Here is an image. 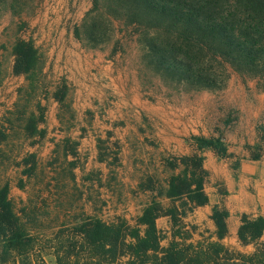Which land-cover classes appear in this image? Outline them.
<instances>
[{
    "label": "rangeland",
    "instance_id": "obj_1",
    "mask_svg": "<svg viewBox=\"0 0 264 264\" xmlns=\"http://www.w3.org/2000/svg\"><path fill=\"white\" fill-rule=\"evenodd\" d=\"M13 2L0 4V186L8 184L25 229L45 237L88 216L132 225L151 191H163L183 168L180 159L198 154L206 193L216 190L218 203L187 211L183 220L211 231L213 208L227 212L225 186L214 179L226 182L227 172L236 180L242 162H264V81L230 70L219 88H188L147 66L116 18L96 44H82L75 31L92 0H19L26 3L19 14ZM17 39L40 55L34 89L13 73ZM194 136L219 140L225 154L199 151ZM158 145L163 156L146 153ZM156 225L166 245L170 218ZM37 251L23 263L40 264ZM43 259L55 263L52 254ZM12 260L0 242V264Z\"/></svg>",
    "mask_w": 264,
    "mask_h": 264
},
{
    "label": "trees",
    "instance_id": "obj_2",
    "mask_svg": "<svg viewBox=\"0 0 264 264\" xmlns=\"http://www.w3.org/2000/svg\"><path fill=\"white\" fill-rule=\"evenodd\" d=\"M13 1L12 12L19 14L26 3ZM111 17L125 32L130 29L147 66L188 88H219L230 70L264 81V0H92V8L76 28L77 39L96 44L112 29ZM12 55L13 73L25 76L34 89L41 72L37 49L32 42L17 39ZM55 98L63 100L62 95ZM192 140L199 151L210 148L225 154L219 140L201 136ZM180 163L183 168L169 176L163 191L149 197L132 225L120 218L105 222L88 216L62 224L45 237L25 229L5 182L0 186L1 251L11 256L13 264H24L36 253V245L40 264H46L47 254L53 255L54 264H264L260 241L264 217H240L238 241L254 247L247 254L222 243L227 235L224 209L213 208V231L199 233L196 225L184 222L187 211L208 203L207 173L201 155L184 156ZM163 216L171 222L166 245H162L166 236L156 226Z\"/></svg>",
    "mask_w": 264,
    "mask_h": 264
},
{
    "label": "crops",
    "instance_id": "obj_3",
    "mask_svg": "<svg viewBox=\"0 0 264 264\" xmlns=\"http://www.w3.org/2000/svg\"><path fill=\"white\" fill-rule=\"evenodd\" d=\"M163 140H166V148H169L170 137L165 136ZM163 147H165V144ZM146 149L148 155H157L159 158L164 155V149L159 145L158 147L152 148L146 147ZM225 174L227 177L226 182L222 179H214L217 187L224 185L226 190L223 204L228 212L226 217L227 235L222 239V243L232 249L247 254L252 252L254 247L252 245H241L237 238V231L240 225L241 215L245 214L253 218L256 216L264 217V162H260V164L257 162L254 163V161L242 162L237 168V178L233 181L228 178L227 172ZM206 190L207 188H205L204 184L205 193ZM155 193V191H151V195ZM211 193H206V195L208 196V203L214 205L218 203L217 198L219 194L216 190ZM213 230L214 227L211 231ZM260 241L264 242V232L261 234Z\"/></svg>",
    "mask_w": 264,
    "mask_h": 264
}]
</instances>
